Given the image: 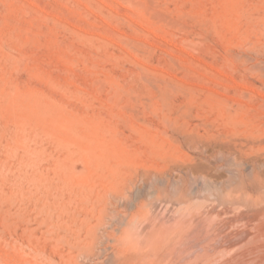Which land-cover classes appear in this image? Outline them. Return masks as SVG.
I'll return each mask as SVG.
<instances>
[{
    "label": "rangeland",
    "instance_id": "obj_1",
    "mask_svg": "<svg viewBox=\"0 0 264 264\" xmlns=\"http://www.w3.org/2000/svg\"><path fill=\"white\" fill-rule=\"evenodd\" d=\"M261 5L0 0V264H129L157 190L264 184V92L229 58Z\"/></svg>",
    "mask_w": 264,
    "mask_h": 264
},
{
    "label": "bare ground",
    "instance_id": "obj_2",
    "mask_svg": "<svg viewBox=\"0 0 264 264\" xmlns=\"http://www.w3.org/2000/svg\"><path fill=\"white\" fill-rule=\"evenodd\" d=\"M229 58L234 60L233 62L238 64L244 73L250 75L254 82L259 84L258 88L264 92V0L250 16L239 48L232 51ZM251 186L253 187L252 184ZM129 187L120 189V192L127 193L126 189ZM255 189V192L250 191V193L244 191V188L231 190L229 193H216L210 200L208 199L209 201H205L206 203L199 202L195 206H188L190 196L187 195L192 192L188 194L187 191L180 190L174 198L170 193H166L167 190L166 192L157 190L153 200L151 196L147 198L149 201L152 200L150 203L147 202V207H145L146 202L145 204L142 202L143 205L136 206L130 212V217L124 220V235L127 238L125 243L131 242L133 247L144 252L131 254L134 256H131V260L136 263L135 259H138L139 264H264V184H259ZM109 206L103 205L104 214L101 208L99 213L105 216ZM88 245L86 246L89 247ZM128 261L129 264L132 263Z\"/></svg>",
    "mask_w": 264,
    "mask_h": 264
}]
</instances>
